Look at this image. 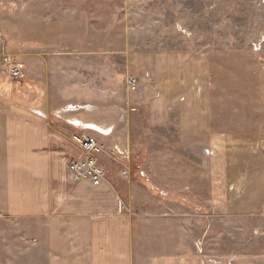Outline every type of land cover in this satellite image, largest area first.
<instances>
[{"label": "rangeland", "instance_id": "obj_1", "mask_svg": "<svg viewBox=\"0 0 264 264\" xmlns=\"http://www.w3.org/2000/svg\"><path fill=\"white\" fill-rule=\"evenodd\" d=\"M150 2L152 7L140 4L148 6L146 12L127 16L124 1L113 0L112 21L93 25L92 10L103 0H50L49 12L47 7L32 12L33 0H0V98L10 108L41 111L56 122L79 116L80 134L99 145V133L114 136L118 142L111 156L125 179L132 177L135 163L142 167L134 151L145 153L154 141L159 148L174 138L150 127L140 107L145 82L130 71H141L152 60L133 61L127 57L131 53H208L204 63L219 127L235 124L264 135V0ZM5 58L18 65L20 77L11 75ZM182 63L179 59L180 71ZM154 67L147 83L154 82ZM165 67L159 61L158 68ZM132 78L136 89L129 84ZM157 189L146 188L153 201L132 211L133 264H264V213H224Z\"/></svg>", "mask_w": 264, "mask_h": 264}, {"label": "crops", "instance_id": "obj_2", "mask_svg": "<svg viewBox=\"0 0 264 264\" xmlns=\"http://www.w3.org/2000/svg\"><path fill=\"white\" fill-rule=\"evenodd\" d=\"M103 1L92 10L93 25L103 18L112 21L113 0ZM122 1L127 16L152 7L151 0ZM33 3L32 12L41 7L49 12L50 0ZM208 55L188 49L127 56L152 60L130 73L145 82L140 107L150 127L174 138L159 148L154 141L145 153L134 151L142 167L135 163L132 177L125 179L111 156L117 138L96 133L103 147L98 159L107 173L99 187L74 182L69 173V163L85 157L74 141L82 132L81 117L56 122L41 111L10 108L0 98V264H133L132 211L153 201L149 186L224 213H264V135L235 124L219 127L204 63ZM179 59L183 71L177 69ZM159 61L167 67L160 70ZM150 66H155L153 83H147Z\"/></svg>", "mask_w": 264, "mask_h": 264}, {"label": "built area", "instance_id": "obj_3", "mask_svg": "<svg viewBox=\"0 0 264 264\" xmlns=\"http://www.w3.org/2000/svg\"><path fill=\"white\" fill-rule=\"evenodd\" d=\"M3 41L2 32L0 29V43ZM4 62L13 67L11 75L15 78L21 76V69L18 65H12L10 59L5 58ZM130 86L136 89V79L132 78L129 81ZM78 145L84 151L85 157L81 161H72L69 165V173L74 182L89 181L93 186L99 187L106 183L105 170L98 163L97 154L101 153V146L89 134H79L75 137ZM125 159V157H124Z\"/></svg>", "mask_w": 264, "mask_h": 264}]
</instances>
